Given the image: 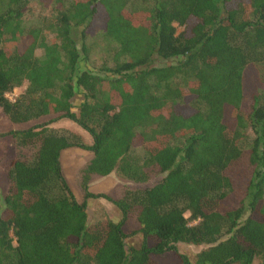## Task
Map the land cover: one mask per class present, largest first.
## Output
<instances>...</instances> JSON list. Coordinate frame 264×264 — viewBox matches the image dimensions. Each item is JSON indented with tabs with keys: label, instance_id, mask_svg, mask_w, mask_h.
<instances>
[{
	"label": "trees",
	"instance_id": "16d2710c",
	"mask_svg": "<svg viewBox=\"0 0 264 264\" xmlns=\"http://www.w3.org/2000/svg\"><path fill=\"white\" fill-rule=\"evenodd\" d=\"M35 1L52 12L24 28L30 0H0V113L66 119L91 144L47 123L3 134L0 264H264V0ZM97 33L109 63L81 70ZM69 149L90 153L81 202L61 173ZM111 173L155 182L111 200L118 222L88 225L89 181ZM128 219L141 243L126 251ZM177 244L202 249L190 261Z\"/></svg>",
	"mask_w": 264,
	"mask_h": 264
},
{
	"label": "rangeland",
	"instance_id": "374dc122",
	"mask_svg": "<svg viewBox=\"0 0 264 264\" xmlns=\"http://www.w3.org/2000/svg\"><path fill=\"white\" fill-rule=\"evenodd\" d=\"M132 6V5H131ZM130 9V8H129ZM131 10V9H130ZM51 9H43L35 0H30L28 9L24 13L22 18V26L24 28L32 27L39 24L41 18L49 16ZM181 28H177V33L180 32ZM45 41L52 42L53 35L44 33ZM88 47V59L83 61L79 65V69H89L91 71L97 72L98 69L103 64L108 65V59L112 52L110 49L113 47L112 44L105 43L99 33L94 36L88 37L86 41ZM41 50L35 51V56L40 57ZM109 54V56H108ZM24 85L15 88L12 92L15 95H18L24 90ZM80 102V96L76 95L72 105L73 111L76 109V106ZM54 117H45L38 119L33 122L12 125L9 124L0 113V158L4 154L5 146L9 142V137L3 135L11 130H22L34 126L38 123H47L48 127L53 129H64L80 137L82 143L86 146L91 144L90 137L83 132L77 125L66 120V119H53ZM22 155H30L29 151H22ZM131 155L137 159H142L143 154L140 148H134L131 151ZM90 158V153L88 151L80 149H69L63 151L59 158V164L61 168V173L68 184L71 192L73 193L75 199L78 202L82 201V195L77 190L75 185V177L79 168L84 165ZM155 181H150L146 184H134L128 182L115 173H111L105 177H92L88 184V192L91 193L94 198H89L85 201L86 204V215H87V224H93L104 219H110L114 222L120 220V215L114 205L111 203V200H115L119 193L122 190H135L141 189L145 186L152 185ZM7 187V180L5 173L0 169V205L2 202V196ZM186 216V215H185ZM191 223L190 225H192ZM122 233L124 235V248L128 251L129 248H137L141 243V236L138 232L139 227L136 222L131 219L126 220L122 227ZM147 246L151 245V241H146ZM202 247L200 246H191L184 244H177L176 250L178 254L186 256L190 261L192 260L194 254L198 252ZM155 264H176L177 260L173 253H164L159 256H152ZM251 264H257L256 260H253Z\"/></svg>",
	"mask_w": 264,
	"mask_h": 264
},
{
	"label": "built area",
	"instance_id": "2783aa9c",
	"mask_svg": "<svg viewBox=\"0 0 264 264\" xmlns=\"http://www.w3.org/2000/svg\"><path fill=\"white\" fill-rule=\"evenodd\" d=\"M15 96H16V95L14 94V92H12V93H8V94H5V97H6V99H7L8 101H13V99H14Z\"/></svg>",
	"mask_w": 264,
	"mask_h": 264
}]
</instances>
